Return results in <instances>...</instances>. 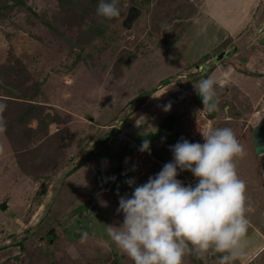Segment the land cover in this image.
<instances>
[{
	"label": "rangeland",
	"instance_id": "obj_1",
	"mask_svg": "<svg viewBox=\"0 0 264 264\" xmlns=\"http://www.w3.org/2000/svg\"><path fill=\"white\" fill-rule=\"evenodd\" d=\"M213 1L204 0L203 9L202 0H119L120 16L108 21L96 14L99 0H0V101L7 104L0 146L9 148L0 160V203L7 200L0 208V264H134L107 228L119 230V196L134 187L119 176L133 164L135 150L126 149L152 132L135 186L173 160L171 145L181 138L203 143L202 132L215 128L232 129L243 145L238 171L262 168L254 163H264V152L257 153L252 133L264 114L258 71L264 69V0L256 27L244 37L241 30L222 60L235 62L234 48L237 54L245 49L243 61L251 58L257 71L227 89L216 83L217 109L202 117L206 125L194 120L203 108L195 87L218 62L217 48L211 60L194 54L208 42V31L221 32L209 10L218 8L222 24H233L232 12L223 9L232 5ZM129 6L140 14L126 27ZM193 178L190 171L177 176L185 186H195ZM251 191L246 196L260 197ZM219 255L186 254L183 264H218Z\"/></svg>",
	"mask_w": 264,
	"mask_h": 264
},
{
	"label": "clouds",
	"instance_id": "obj_2",
	"mask_svg": "<svg viewBox=\"0 0 264 264\" xmlns=\"http://www.w3.org/2000/svg\"><path fill=\"white\" fill-rule=\"evenodd\" d=\"M96 14L102 20L118 18L119 0H99ZM162 27L170 32L167 24ZM216 83L209 77L195 87L203 109L209 113L217 109ZM6 107V102L0 101V131L7 127L2 116ZM202 136L203 143L181 138L171 145L173 160L141 185L135 186L137 165L135 169L127 167V175L119 173L126 185L134 187L130 196H119L117 213L122 212L124 219L119 230L109 226L107 234L134 264H183L186 254L198 259L220 254L218 264L247 262L249 209L246 184L239 178L236 165V160L246 155L245 149L230 128L209 129ZM139 144L136 139L134 146L150 153V141L144 140L141 147ZM178 169L190 171L198 183L185 186L177 179ZM87 238L88 232H82L81 242Z\"/></svg>",
	"mask_w": 264,
	"mask_h": 264
},
{
	"label": "crops",
	"instance_id": "obj_3",
	"mask_svg": "<svg viewBox=\"0 0 264 264\" xmlns=\"http://www.w3.org/2000/svg\"><path fill=\"white\" fill-rule=\"evenodd\" d=\"M203 9L206 8V3L203 2ZM213 1V0H212ZM226 1V3L231 4L232 6L223 7L224 13H229V16H227V19H230L233 24L230 26L223 25L220 21V18L218 17V8L216 9L212 5V10H209V15H211L214 19L217 17L219 21L215 24L216 29H221V32L218 31H208V42L204 44L203 49L198 47V53H194L202 56H209L208 60H211V58L214 56V50L215 48L218 49L217 52H220L221 50H228L230 49L231 45L235 40L240 41L242 34L241 30H244L245 33L243 34V37L245 34H248V32H251V30L256 27V17L254 16L257 7L260 3V0H223ZM214 2V1H213ZM239 5V7H238ZM236 6V7H233ZM207 9V8H206ZM221 10V9H220ZM216 15V16H215ZM200 17H203L201 14ZM196 17L194 16V19ZM217 18L215 20H217ZM202 18H200L201 20ZM202 22H207V20ZM202 25H200L197 29L201 28ZM215 30V29H214ZM200 31V29H199ZM204 31H201V33ZM224 44H227L224 47H222ZM235 44V43H234ZM252 44L251 41L247 42V45ZM249 47V46H248ZM247 47V48H248ZM235 52L237 50V47L234 48ZM245 50V49H243ZM242 50V51H243ZM242 51L240 54L233 53V56L235 57V62L230 61L226 64L222 63V60L217 62V66L210 71L208 75L215 79V81L218 83V87H227L230 85L237 83V80L243 79L244 77H251L253 74L251 72H256L257 69H255L258 65H251V58H249L246 62L243 61L244 57L242 54ZM216 52V53H217ZM255 55L254 52L251 51V56ZM232 56V57H233ZM195 59V58H194ZM241 62V63H240ZM264 67V66H263ZM222 69L221 73H218ZM264 74L263 70H258ZM223 75V77L221 76ZM231 75V77H230ZM264 77V76H262ZM240 78V79H239ZM240 89V84H239ZM243 92H245L246 97L248 99H251V93L249 91H245V88L242 86ZM264 96V93L262 94ZM250 96V97H249ZM262 96V97H263ZM264 105H262V108ZM254 114V112H252ZM264 114H260V118L257 119V126L264 121ZM214 119H212L213 121ZM134 145V142H132ZM131 148V150H137L139 147L130 146L127 147V149ZM255 151V149H254ZM260 161L264 162V154L259 156ZM236 161H240V159H237ZM254 163H257L259 170H257V174L251 172L245 173L244 171H238V176L240 179H242L246 184V193L247 195L249 191V187H252L251 193L260 194V197L258 199H254L252 197H247V206L248 211L246 212V217L249 220V229L248 233L246 235V253H247V262L246 261H239L240 264H260L256 263V258L262 257V264H264V163H260L259 161H254ZM237 164V163H236ZM159 165V164H158ZM159 169H162V166H159ZM263 177H262V176ZM262 177V179H261ZM251 182V184H250ZM258 192H257V191ZM252 219V220H250Z\"/></svg>",
	"mask_w": 264,
	"mask_h": 264
},
{
	"label": "bare ground",
	"instance_id": "obj_4",
	"mask_svg": "<svg viewBox=\"0 0 264 264\" xmlns=\"http://www.w3.org/2000/svg\"><path fill=\"white\" fill-rule=\"evenodd\" d=\"M95 91V90H94ZM102 95V94H101ZM63 97V96H62ZM104 99V98H103ZM84 105H87V103H83ZM81 105H79V104H77L76 105V109H78L79 107H80ZM262 111H264V107L262 108ZM206 112V113H205ZM198 114H203V113H205L204 115H207L209 112L206 110V109H203V108H201L200 110H199V112H197ZM203 119V118H202ZM201 119V120H202ZM199 121L198 122V124H201V125H206L205 124V122L204 121ZM193 122H194V120H193ZM257 127H259V129L258 130H256V131H253V133H252V136H253V145L255 146V147H257V145H256V142L255 141H258V143H260V144H264V139H262V136H264V129L262 128V127H260V124L257 126ZM0 147H2L3 148V151L2 152H0V160H1V158H3V157H5L4 156V154H5V152H7V149H9L8 147H6L5 145H1ZM255 149V148H254ZM257 151V150H256ZM262 152H264V150L263 151H261V152H257V153H262ZM139 156V158H138V156ZM143 155L142 154H140V153H138L137 151H134V155L133 156H131V158H130V163H133V164H137V162H138V160L140 161V157H142ZM124 160H125V157H124ZM141 166L138 168V171L139 170H141ZM50 234H53V232H50ZM49 234V235H50Z\"/></svg>",
	"mask_w": 264,
	"mask_h": 264
},
{
	"label": "water",
	"instance_id": "obj_5",
	"mask_svg": "<svg viewBox=\"0 0 264 264\" xmlns=\"http://www.w3.org/2000/svg\"><path fill=\"white\" fill-rule=\"evenodd\" d=\"M139 15V9L136 6H130L129 10H128V14L126 19L124 20V25L126 27H130L132 25V23L134 22V20L138 17ZM227 55H229V51H220L216 56H215V61L220 60L223 57H226ZM258 130V128H257ZM262 139H264V136H262ZM256 142V150L257 152H261L264 150V144H260L258 143V141ZM7 207V200H4L0 203V208L1 209H5Z\"/></svg>",
	"mask_w": 264,
	"mask_h": 264
},
{
	"label": "trees",
	"instance_id": "obj_6",
	"mask_svg": "<svg viewBox=\"0 0 264 264\" xmlns=\"http://www.w3.org/2000/svg\"><path fill=\"white\" fill-rule=\"evenodd\" d=\"M16 2L18 3V4H22V2H21V0H16ZM169 124H166L165 125V127H167ZM262 126V125H261ZM164 127V128H165ZM171 127L169 126V129H170ZM262 128H264V127H262ZM155 133H157V132H152V134H155ZM152 134H147L146 136H144V137H141V138H137V141H139L140 142V144H139V146L141 147V144H142V142L144 141V140H148V141H152L153 140V137H152ZM150 144H152V142L150 143ZM136 147V146H135ZM139 149L140 148H138V150H135V151H137L138 153H143V152H141V151H139ZM126 151H132L131 150V148H129V149H126ZM123 156H124V154H123ZM49 236H52L51 234L49 235Z\"/></svg>",
	"mask_w": 264,
	"mask_h": 264
},
{
	"label": "built area",
	"instance_id": "obj_7",
	"mask_svg": "<svg viewBox=\"0 0 264 264\" xmlns=\"http://www.w3.org/2000/svg\"><path fill=\"white\" fill-rule=\"evenodd\" d=\"M206 113V112H205ZM205 113H203V114H196V117L194 118V120H195V123H198L201 119H202V117H204L205 115ZM210 122V121H209ZM208 126H210V124H208ZM133 165H135V164H132L131 166H129L131 169H135V167L136 166H133ZM129 173V170L127 169V167H124V170H122V174H125V175H127ZM131 176V175H130ZM130 176H128V179H129V177ZM141 184V182H138L137 183V186L138 185H140Z\"/></svg>",
	"mask_w": 264,
	"mask_h": 264
}]
</instances>
